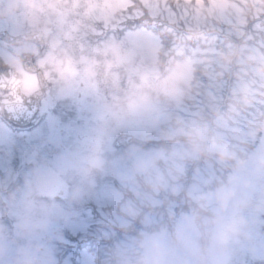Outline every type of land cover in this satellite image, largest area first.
I'll return each instance as SVG.
<instances>
[{"label": "clouds", "instance_id": "1", "mask_svg": "<svg viewBox=\"0 0 264 264\" xmlns=\"http://www.w3.org/2000/svg\"><path fill=\"white\" fill-rule=\"evenodd\" d=\"M216 9L221 24H264V0H86L64 12L46 0H0L7 57L29 49L27 70L0 78V121L11 130L28 111L36 117L55 102L52 119L36 120L33 147L47 161L41 177L58 193L42 218L14 206L15 221L0 230V264H264V127L246 135L243 150L227 142L216 149L195 120L169 111L157 86L127 77L115 88L102 76L120 58L149 62L151 36L166 21L179 25ZM69 11L80 19L53 18ZM77 26L106 38L77 53ZM22 76L34 91L15 87ZM157 139L170 141L163 170L158 153L140 146ZM133 185L141 195L129 214L123 189Z\"/></svg>", "mask_w": 264, "mask_h": 264}, {"label": "rangeland", "instance_id": "2", "mask_svg": "<svg viewBox=\"0 0 264 264\" xmlns=\"http://www.w3.org/2000/svg\"><path fill=\"white\" fill-rule=\"evenodd\" d=\"M36 2L44 3L45 0ZM85 2L86 0H67L65 5V0H46V3L56 5L61 12ZM219 2L220 0H217V3ZM62 5L64 7H61ZM218 14L219 10L216 9L212 14L205 13L199 19L180 21L179 25L175 20L166 21L169 25L174 23V26L184 34L181 47L178 49L174 47L177 40L176 31L167 26L164 29L169 31L166 32L168 41V49H164L166 54L161 53L160 38L149 34L156 41L149 62L133 65L132 62L120 58L117 67L104 66L102 76L115 88H119L122 80L127 77L142 79L147 86H157L161 95H166L171 105L169 111L195 120L196 127L206 135L209 146L223 149L227 142L243 150L246 148V135L258 127H264V24L257 23L247 28L243 27L244 21L240 24L234 22L221 24L214 18ZM53 18L57 21L66 18L71 22L80 19L70 11L66 17L54 15ZM120 27L122 25L116 27V30L119 31ZM197 31H205V34L213 31L216 33L210 36L204 33L190 35L191 32ZM73 35L78 37V41L72 42L77 53L81 46L96 47L106 38L99 39L97 34L91 31L84 34L79 26ZM190 41L191 46L186 45ZM63 43L67 44L69 41L63 40ZM186 49H189L187 53ZM7 51L3 42H0V58L4 60ZM28 54L29 49L25 48L16 56L7 57V61L18 72H22L25 71L22 60ZM69 55H72L71 50ZM230 62H233L234 73L236 72L231 86L228 77L233 67ZM174 73L182 76L181 82L178 83L173 78ZM22 79V91H34V80L29 76H22ZM228 91L230 94L227 101ZM54 106L55 102L42 104L38 119L46 114L52 119L50 108ZM225 106L228 109L218 115V110ZM40 131L41 129L33 124L26 135L17 131L11 133L6 130L5 123L0 121V230L10 227L15 221L14 206L23 204L31 209L37 218H42L46 212V205L55 200L51 196L54 193L58 194L53 183L41 177L39 172L40 168L47 166V161L42 160L33 147L39 140ZM157 141H163L160 147L156 145L157 143L140 146L151 148L158 153L157 163L163 170L165 160L169 156L170 146H166L169 141L165 139ZM188 176L190 180H195L197 169L190 167ZM123 191L130 201L128 211L132 214L136 210L137 197L141 195V191L135 185ZM98 227L104 232L108 231L104 224ZM106 242V239L99 240V243Z\"/></svg>", "mask_w": 264, "mask_h": 264}, {"label": "water", "instance_id": "3", "mask_svg": "<svg viewBox=\"0 0 264 264\" xmlns=\"http://www.w3.org/2000/svg\"><path fill=\"white\" fill-rule=\"evenodd\" d=\"M4 60L0 58V65H2ZM9 71L11 72H16L12 67L9 69H5L2 66H0V78H2L4 75H6ZM22 81L18 85H15V87L21 88ZM16 111L19 113L21 109L17 108ZM33 118V113L32 111H28L25 115H23L22 118H19V125H26L29 124L31 119Z\"/></svg>", "mask_w": 264, "mask_h": 264}]
</instances>
